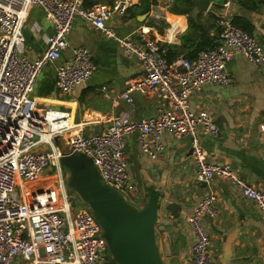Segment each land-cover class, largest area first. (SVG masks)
Returning a JSON list of instances; mask_svg holds the SVG:
<instances>
[{
	"label": "built area",
	"instance_id": "built-area-1",
	"mask_svg": "<svg viewBox=\"0 0 264 264\" xmlns=\"http://www.w3.org/2000/svg\"><path fill=\"white\" fill-rule=\"evenodd\" d=\"M84 0H0V264H115L101 230L90 211L75 205L65 187L55 137L66 136L72 152L89 157L103 183L124 197L136 196L126 156L127 140L138 135L141 153L152 160L164 151L163 134L187 137L195 164V180L208 184L219 178L232 184L251 201L264 218V190L248 183L228 164L210 162L201 146L203 136H217L219 127L204 110L190 108L193 93L205 86L225 87L226 64L236 55L264 69V47L258 38L223 15L216 45L196 59L179 58L168 63L166 49L141 27L133 36L116 38L112 19L126 15L130 0H115L110 6H83ZM231 0H226L224 8ZM31 6L44 12L52 27L43 53L25 55L23 26ZM75 19L98 33L117 39L126 57L139 65L138 74L125 81V90L115 97L128 100L132 93L164 102L155 116L139 120L112 118L101 131L84 133L83 123L71 125L68 113L39 111L31 98L36 78L68 48V35ZM96 70L90 51L75 47L63 62L54 65L59 93L69 95ZM51 116V120L48 117ZM51 122L59 123L53 131ZM54 176H47L46 171ZM47 180L35 187L41 178ZM217 196L206 194L192 208L187 220L193 241L185 264H220L210 250L205 217L217 214ZM107 252L109 256L107 257Z\"/></svg>",
	"mask_w": 264,
	"mask_h": 264
},
{
	"label": "crops",
	"instance_id": "crops-1",
	"mask_svg": "<svg viewBox=\"0 0 264 264\" xmlns=\"http://www.w3.org/2000/svg\"><path fill=\"white\" fill-rule=\"evenodd\" d=\"M114 1L91 0L93 5L102 6H110ZM171 2L157 0L144 20H139L141 15L131 18L129 14L120 20L112 19L110 25L116 38L134 37L143 27L161 45H179L180 35L187 30V17L169 13ZM138 4L139 0H130L129 7ZM223 10L230 16L245 17L253 25L250 34L264 47V9L246 12L231 1ZM22 31L25 55L29 59L43 53L46 38L53 32L38 6L29 8ZM68 45L61 57L44 66L36 78L31 98L39 111L68 113L71 124L73 119L83 123L86 134L101 131L112 118L139 120L155 116L164 109V102L139 93H132L128 100L115 101V97L124 92L125 81L139 72L138 63L124 55L117 39L106 37L75 19ZM75 47L90 51L96 70L85 83L63 96L55 83L54 65L70 57ZM225 71L229 77L225 87L205 86L190 99L192 111L204 109L219 127L217 136L201 138V146L208 161L230 165L248 183L264 190V69L236 55L226 64ZM57 139L56 145L62 152L68 151V148L63 150L66 136ZM162 140L164 151L158 159L152 160L141 153L138 135L134 133L127 140L126 156L131 183L138 188L136 197L145 200L150 188L159 195L155 237L159 250L162 249L163 262L185 264L193 241L187 220L196 203L213 193L217 196V214L214 218L205 217L204 221L214 258L220 264H264V218L257 207L226 180L217 178L205 185L195 180L189 138L165 133ZM46 180V177L41 178L35 187ZM168 203L179 206L177 217L164 209ZM133 204L138 205V202Z\"/></svg>",
	"mask_w": 264,
	"mask_h": 264
},
{
	"label": "water",
	"instance_id": "water-1",
	"mask_svg": "<svg viewBox=\"0 0 264 264\" xmlns=\"http://www.w3.org/2000/svg\"><path fill=\"white\" fill-rule=\"evenodd\" d=\"M196 13L207 12L211 0H190ZM148 13L139 17L147 18ZM57 137L54 142L57 143ZM60 163L68 172L67 188L87 207L98 223L108 252L115 264H165L155 237L159 195L148 189L142 205H135L103 183L93 161L68 150ZM205 185V183H202ZM164 209L177 217L179 206L168 203Z\"/></svg>",
	"mask_w": 264,
	"mask_h": 264
},
{
	"label": "trees",
	"instance_id": "trees-1",
	"mask_svg": "<svg viewBox=\"0 0 264 264\" xmlns=\"http://www.w3.org/2000/svg\"><path fill=\"white\" fill-rule=\"evenodd\" d=\"M212 6L206 14L196 13L195 7L190 0H172L168 12L173 15L187 17V30L180 35L179 45L162 44L166 49L165 59L168 63L176 61L179 58L194 60L197 55L209 49H212L219 38L220 28L218 20L224 15L223 4L226 0H211ZM243 11L258 12L264 9V0H231ZM157 3V0H139V4L128 7L126 15L131 18L136 15L149 13L151 7ZM94 3L91 0H84V7H91ZM227 15V14H225ZM232 23L240 27L247 33H251L253 25L241 16H230ZM126 17V16H125Z\"/></svg>",
	"mask_w": 264,
	"mask_h": 264
},
{
	"label": "rangeland",
	"instance_id": "rangeland-1",
	"mask_svg": "<svg viewBox=\"0 0 264 264\" xmlns=\"http://www.w3.org/2000/svg\"><path fill=\"white\" fill-rule=\"evenodd\" d=\"M64 149V151H66L67 150V147H66V145L63 147ZM62 166V165H61ZM62 168V172H63V179H64V184H65V187H66V189L68 190V188H67V182H68V180H67V178H68V172H67V170L65 169V168H63V167H61ZM46 175L47 176H54L55 174L53 173V172H51V171H49V170H47L46 172ZM47 178V177H46ZM131 180H132V178H131ZM137 190H138V188H137ZM68 193L70 194V195H72L73 196V198H74V203H75V205H77V206H79V207H85V208H87L76 196H75V194L73 193V192H71V191H69L68 190ZM127 199H129L130 201H131V203L133 202V203H137L138 202V205H142L143 203H144V201L146 200H143L142 198H137L136 196H132V195H129L128 197H127ZM210 250H211V248H210ZM160 251H162V249H160ZM212 253V252H211ZM161 254H163V252H161ZM107 257L109 256V254H108V252H107Z\"/></svg>",
	"mask_w": 264,
	"mask_h": 264
},
{
	"label": "bare ground",
	"instance_id": "bare-ground-1",
	"mask_svg": "<svg viewBox=\"0 0 264 264\" xmlns=\"http://www.w3.org/2000/svg\"><path fill=\"white\" fill-rule=\"evenodd\" d=\"M58 124H59V123H54V122L51 123L53 131H55V130L57 131V129H58V127H59ZM67 125H68V126L71 125L70 120H69V123L67 122Z\"/></svg>",
	"mask_w": 264,
	"mask_h": 264
}]
</instances>
